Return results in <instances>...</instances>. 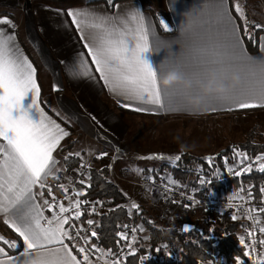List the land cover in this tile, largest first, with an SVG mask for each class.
Returning a JSON list of instances; mask_svg holds the SVG:
<instances>
[{"label": "snow or ice", "instance_id": "snow-or-ice-1", "mask_svg": "<svg viewBox=\"0 0 264 264\" xmlns=\"http://www.w3.org/2000/svg\"><path fill=\"white\" fill-rule=\"evenodd\" d=\"M105 2L115 11H55L57 15L70 17V24L67 20L65 23L74 26L87 57L91 59L89 65L85 52L78 53L76 74L92 79L91 66L94 65L95 72L109 92L121 98L118 102L122 107L140 113L159 114L161 111L176 110L173 106L180 103L192 110L187 99L203 96L201 86L208 83L210 74H214L217 81L222 79L226 85L236 74L240 80L237 86L224 94L211 93L204 97L207 110L215 111L218 106L229 111L264 108V35H261L264 24L248 19L241 0H205L203 6L180 26L179 39L184 51L170 63L162 62L159 74L162 76L166 70L176 69L191 82L190 89L182 85L160 86L157 71L144 55L152 51L150 39L153 25L142 11H122L116 0ZM159 22L163 30H172L163 19ZM0 25H7L13 30L16 28L8 17L0 18ZM247 44H255L258 54H250ZM53 90L60 89L54 84ZM41 91L37 68L22 51L15 32L0 27V217L16 237L8 239L0 234V264H126L127 256L137 253L135 245L140 239L137 232L145 231L143 224L133 225L131 235L127 224L122 226L123 231L116 232L117 244L123 242L128 249L125 254L124 248H120L117 255L111 248L105 249L91 242L93 238L99 240L97 231L91 227L95 223L93 219L81 221L85 210L89 217L93 213L99 215L98 207L105 204L102 200L90 201L86 198L92 187V165L82 153H87L89 157L94 155L97 160L108 157L109 153H97L94 148L68 151L62 142L71 134L45 111ZM98 139L110 144L106 136ZM231 151V161L227 155L223 156V167L229 174L241 177L252 173L254 165L256 171L264 174V153L250 157L246 151L235 146ZM123 155L122 150L114 146L107 169L111 171ZM181 158L180 154L173 157L163 153L132 157L133 160L144 161H179ZM216 158L213 155L204 157L206 164L215 168L214 175L220 173V168L215 167ZM70 167L81 177L75 182L71 175H65ZM124 170L135 172L142 180L153 183L157 179L154 173L159 172L158 168H148L147 175H144L145 169L136 165H129ZM97 172L103 175V169H97ZM103 178L112 183L108 177ZM159 179L161 187L168 193V196L160 194L165 199L170 198L173 187H187L167 173ZM199 183H206L203 176ZM145 188L150 190L147 185ZM239 193L236 198L241 202L255 199L252 185L248 186L244 195L241 184ZM259 193L264 205V186L259 188ZM180 194L185 195L183 192ZM123 195L128 194L124 192ZM82 196L85 199H81ZM187 199L197 203L193 195H188ZM122 207L126 206L116 204L108 211ZM132 210L137 215L141 212L140 205L135 201L128 207L129 217L133 216ZM244 213V218L251 221L252 227L245 225L246 235L239 236L242 255L235 257V264H264V222L260 216L264 214V206L246 207ZM239 218L235 212L231 214L233 221ZM192 230V226L187 224L182 228L185 233ZM143 239L148 240L149 237L144 236ZM113 256L116 258L112 259Z\"/></svg>", "mask_w": 264, "mask_h": 264}, {"label": "crops", "instance_id": "crops-1", "mask_svg": "<svg viewBox=\"0 0 264 264\" xmlns=\"http://www.w3.org/2000/svg\"><path fill=\"white\" fill-rule=\"evenodd\" d=\"M116 2L121 5L122 11L140 9L153 25L150 39L152 51L144 55L159 73L162 62L170 63L174 57L181 56L184 46L179 39V28L190 15H194L203 6L205 0H116ZM260 2L262 5L260 20H263L264 24V0ZM153 5L157 8L155 9ZM56 9L65 13L67 9H88L99 13L115 11L106 4L105 0H0V18L8 17L16 28L13 30L7 25L0 27L15 32L22 51L37 68L38 83L42 90V106L48 115L71 134L62 143L66 146L69 141L75 140L73 149L94 148L97 153L107 151L110 159L114 154V146L122 150L124 155L117 159L110 171V179L118 187L120 181H127L129 177L137 178L138 174L135 172L124 170L127 166L136 165L144 168L146 175L149 165L154 168L158 164L159 161L132 159L139 154L136 147L140 137L143 138L149 129L153 128L150 124H158L159 129L164 131L163 134L165 128L174 126L176 132H180L181 129L184 132L183 137L188 135L185 137L188 141V138L193 136L192 132L199 127L217 128L213 123L218 122L223 116L247 115L264 110V108H255L229 111L218 106L215 111L194 112L184 108L180 103L173 106L176 110L161 111L159 114L140 113L124 108L118 102L121 98L110 93L100 80L94 65L91 66L94 78L89 79L76 74L78 53L85 52L89 65L91 59L87 57L86 49L82 47L83 42L74 26H67L65 23L67 20L70 24V17L57 15ZM161 19L169 25L171 31L163 30L159 22ZM247 47L250 54H258L259 50L255 44H247ZM54 84L60 89L59 91L53 90ZM57 112L59 115H56ZM143 123L149 124L150 127L142 130ZM103 136L107 137L110 144L98 139ZM189 154L202 158L209 155L196 154L192 151ZM82 155L86 160H90L91 165L99 167L94 155L91 157L87 153ZM72 173L68 175L72 176ZM138 181L142 186L140 175ZM76 187L79 188L80 185L77 184ZM81 199L84 197L82 196ZM148 204H151L150 200ZM0 225L12 233L3 224L2 217H0ZM10 254L16 253L10 252Z\"/></svg>", "mask_w": 264, "mask_h": 264}, {"label": "trees", "instance_id": "trees-1", "mask_svg": "<svg viewBox=\"0 0 264 264\" xmlns=\"http://www.w3.org/2000/svg\"><path fill=\"white\" fill-rule=\"evenodd\" d=\"M74 144L75 140L69 141L66 145V149H73ZM238 147L241 150L246 151L250 157L264 153V143L254 144L252 140H247L238 145ZM226 149L227 150L222 152V154L216 156V166L223 167L224 155L230 157L231 148ZM181 157V160L177 161L174 165H163L162 168L159 169V172L163 169H167L180 181L196 187L198 186L196 184L197 178L193 177V172L189 171L188 165L191 162H198L207 171L213 169L212 166L206 164V161L202 157H191L189 154H183ZM97 162L99 163V168L92 165V187L88 190L86 198H96L105 201V209L115 208L116 204L126 206L128 201L127 197L123 195V192L117 184L110 179V171L106 167V165L111 162V159L105 157L97 160ZM75 166L77 165H72V167ZM97 169H103L102 176L97 172ZM71 172L70 167L69 172L65 175H68ZM105 176L108 177L112 183L105 181L103 178ZM244 181L252 185L255 198L260 199L261 195L259 193V188L264 186V174H261L254 169L252 173L244 177ZM50 183L55 182L50 181ZM230 184L236 185L237 180L233 179L229 181L228 185ZM211 187L219 189L223 188V185L213 184ZM206 191L207 189H200L198 196L205 197ZM172 207L179 213L184 212L183 205L180 203H173ZM108 209L104 214L94 217V228L99 235V240H96V243L105 249L111 248L112 250H116L121 245V242H119V245L117 244L118 237H116L115 234L117 231H123L122 226L130 217L127 215V206L115 209L112 212H109ZM213 213L214 211L212 210L203 211L204 216H210L203 219L204 221L200 226L194 223V230L190 231L188 234L182 231L183 225L185 224L183 222L178 221L179 223L176 226L167 228L160 225L158 222L152 221L151 218L143 217L141 221L151 234L149 248L147 250H143V248L139 249L136 255L127 259V264H143L144 260L145 264H176L177 262L184 264H205L211 259V253L215 248L218 250V254L221 257H224L230 262L233 261L236 256L241 254L237 224L232 221L228 215L212 218L211 214ZM136 216L137 218L141 217V215ZM137 218H133L132 222H137ZM149 221H152L153 223H149ZM161 242H168L173 246L177 245V248L179 249L178 258L172 259L169 262L160 261V254L156 250V246ZM145 253L148 255L146 256ZM143 255H145L147 259L143 258Z\"/></svg>", "mask_w": 264, "mask_h": 264}, {"label": "rangeland", "instance_id": "rangeland-1", "mask_svg": "<svg viewBox=\"0 0 264 264\" xmlns=\"http://www.w3.org/2000/svg\"><path fill=\"white\" fill-rule=\"evenodd\" d=\"M241 3L244 5L246 14L250 21H255L257 23L263 24V20H260V16L262 13V10H261L262 5H261L260 0H241ZM153 6L155 7V9L157 8L155 5ZM213 124H214V127L215 126L217 127V128H214L216 130L210 129L208 127H199L194 132H192L193 136L188 138V141H187V138H185L188 135L183 137L182 134L184 132H182L181 129H180V132H176L174 126L171 128H165V134H163L164 131L159 129L158 124L156 123L150 124V126L152 125L153 128L152 129L150 128L147 135H145L143 138L140 137V140L138 142L139 144H137L138 146L136 148L138 149L139 155H147L149 153H163L165 154V156L174 157L175 154H180V155L187 154L188 155L189 152L192 151L193 153H196V154H201V155L209 154V155H213L216 157L217 155H220L222 154V152L227 150L226 148L232 149L233 146L238 147V145L246 142L247 140H252L254 144L264 143V110L254 111L247 115L223 116V118L219 119L218 122H214ZM150 126L147 123H143L142 130L147 129ZM178 134L179 136H177ZM189 156L195 157V156H192L191 154H189ZM229 158H230L229 159L230 161L233 159L232 151H231V155ZM153 161H158V160H152L151 162ZM176 162L177 161H175L174 159L165 160L162 162L159 161L158 164L155 163L157 165H155L154 168L160 169L162 168L163 165H174ZM164 163H167V164H164ZM150 166L151 165H149V168H151ZM197 166H202V165L198 162H191L188 165V169H192L193 171L196 169ZM215 167H216V163H215ZM165 173L171 175V177L174 180H177L181 183H185V182L180 181L178 178H176L167 169H163L161 170V172L154 173V175L163 176L165 175ZM136 177L137 178L129 177L127 181L119 182L120 190L123 193L126 192L128 194L126 196L128 200L126 203L127 208L130 207V203L132 201H135L136 203L140 205L141 212L139 216L141 215V217L137 218L136 211L132 210L133 216L130 217L129 220H127V221H130L132 225L143 224L141 219L145 217V218H151L152 221L158 222L160 225H163L167 228L176 226L179 223L178 221L183 222V223L191 222V225H194V223H196L198 226H200V224L204 221L203 219L208 218V216H210V215L204 216L203 211H207V210L213 211V209H210V208L197 209V210H193L189 214L183 215L184 212L179 213L176 209H172L173 210L172 217H174V220L172 221V223H168L167 221L163 220V218L161 217V211L164 205V198L156 195L153 191L146 190L143 183L141 186V184L138 181L139 175H137ZM193 177L197 178L196 184L198 186L196 187L192 186L193 188L196 189L197 194L199 193L200 189H207L206 191V194H207L210 191V188L214 189L215 192L217 191L216 193H221V192L222 193H228V192L238 193L241 184L243 185L244 188H247V189H248V186L250 185L244 181V177H243L241 181L237 180L236 185L235 184L223 185V188L216 189L213 187H208L206 186V184L200 185L199 183L200 178L196 175L195 172H193ZM146 192L151 193L152 195ZM252 192L254 194L253 188H252ZM90 199L95 200L96 198H90ZM149 200L151 204H148ZM107 209L108 208H106L105 212L107 211ZM223 215H227V214H221L219 212L214 211V213L211 214V217L215 218L217 216L221 217ZM133 218H137V222L135 223L132 222ZM144 228H145L144 232L142 233L138 232L137 234V236L140 238L137 244L135 245V247L137 248V253H138V250L141 248H143V250H147L149 248L151 234L149 230L146 228V226H144ZM237 230H238V226H237ZM0 234L4 235L8 239L16 238L14 234L10 233L8 230H6L1 225H0ZM238 235H239V232H238ZM144 236H148L149 239L144 240L143 239ZM122 245L123 243L121 242L120 246ZM163 245H166L169 248L173 249L172 250L173 259L178 258L179 249L177 248V245L173 246L169 244L168 242H161V243H158V245L156 246V250L160 248V246H163ZM157 251L159 252V250ZM159 254H160V261H161V251L159 252ZM145 255L147 256L148 254L145 253ZM145 255H143V258L146 257ZM223 258L224 257H221L218 254V250L215 248L211 253V259L207 261L206 263H210L214 259H223ZM176 264H184V263L177 262Z\"/></svg>", "mask_w": 264, "mask_h": 264}, {"label": "built area", "instance_id": "built-area-1", "mask_svg": "<svg viewBox=\"0 0 264 264\" xmlns=\"http://www.w3.org/2000/svg\"><path fill=\"white\" fill-rule=\"evenodd\" d=\"M216 167L220 168V173L218 175H214V171H215L214 167L212 170L207 171L203 166H197L195 170L192 171V169H189V171L195 172L199 178L201 176H203L206 180L205 184L208 187H211L213 184L228 185V182L233 180V179L241 181L243 177L250 174V173H248V174H245L241 177H236L233 174H229L226 168L219 167V166H216ZM254 169H255V165H254ZM72 177H73L74 182L77 179L81 178V177H78L75 173H73ZM207 181H211V182L208 183ZM142 183H143L144 187H145V185H147L148 189H150V191H153L156 195L162 197L160 194L164 193V196H168V193L165 192V189L163 187H161V181L159 179V176H157L155 183H153L151 181H147V180H142ZM164 183L167 184V180H165ZM181 185H186L187 187H183V186L179 187V188L173 187V190L170 194V198L169 199L164 198V205L162 207L163 209L161 211V217L163 218V220L167 221L168 223H172V221L174 220V217H172V215H173L172 209H174L172 207V204L173 203H180L183 205V208H184L183 215L189 214L193 210L207 209V208L213 209V211L219 212L221 214H227L230 217H231V214L233 212H235L238 215V217H240L238 220H236V223L238 226L239 236L240 235H246L244 226L246 225L248 227H252V223H251V221L244 218L245 217L244 209L246 207H250V206H255V207L264 206L261 204V197H260V199L255 198L252 201L241 202L239 199L236 198L238 195H240L239 192L238 193H232V192L216 193L217 191L215 192V190L212 188H210V191L206 194L205 197H200V196H198L197 191L193 192V189H195V188H193L192 186H190L186 183H181ZM247 191H248V189L244 188L243 194L246 195ZM182 192L185 195H181L180 193H182ZM188 195H193L194 199L197 201V203H193L192 201L188 200L187 199ZM88 200L91 201V199H88ZM95 200H100V199H95ZM173 201H175V202H173ZM185 205H188V207H185ZM105 210L106 209L104 206L98 207V212L100 213L99 215L103 214L105 212ZM99 215H97L96 213H93L89 217L87 211L85 210V215L81 218V221L86 222V219H88V218H91L94 220V217L99 216ZM260 216H261V221L264 222V214H260ZM125 224H127L129 226V235H131L130 229L133 226L132 223H130V221H126ZM85 227L88 228L89 226H87L85 223ZM91 227L94 228V225H92ZM89 234H90V232H89ZM137 234H138V232H137ZM257 237L258 238L260 237V233L258 232V228H257ZM246 239H247V237H246ZM96 240H97L96 238H93L91 242L96 243ZM239 246L241 248V254L240 255H242V247H241L240 243H239ZM257 247L259 250V245ZM120 248H124L125 254L128 252V249L125 248L124 244H123L122 246H120L116 250H114V251L112 250L113 253H116L117 255H119L120 254V251H119ZM158 249H159V252L161 251V261L167 262V261H171L173 259V253H172L173 249L172 248H169L168 246L163 245V246H160V248H158ZM130 256H132V255H128L127 258ZM115 258H116V256L112 257V259H115ZM126 264H127V261H126ZM143 264H145V260L143 261ZM206 264H235V259L231 262L225 258L214 259L212 262L206 263Z\"/></svg>", "mask_w": 264, "mask_h": 264}, {"label": "clouds", "instance_id": "clouds-1", "mask_svg": "<svg viewBox=\"0 0 264 264\" xmlns=\"http://www.w3.org/2000/svg\"><path fill=\"white\" fill-rule=\"evenodd\" d=\"M210 79L208 83L201 86L203 96H190L187 99V104L191 106L194 112L207 111V105L205 104L204 97L211 94H224L229 91L231 88L237 86L240 82L239 77L236 74L231 76L230 83L227 85L221 79L220 81L216 80L214 74H210ZM158 82L162 88H169L173 85H182L185 89L191 88V82L185 79L178 70L168 69L161 76L158 73Z\"/></svg>", "mask_w": 264, "mask_h": 264}, {"label": "water", "instance_id": "water-1", "mask_svg": "<svg viewBox=\"0 0 264 264\" xmlns=\"http://www.w3.org/2000/svg\"><path fill=\"white\" fill-rule=\"evenodd\" d=\"M184 225H186V224H184ZM184 225H183V226H184ZM187 225H191V224H187ZM191 226H192V228L194 229V225H191ZM188 233H190V232H188ZM188 233H187V234H188Z\"/></svg>", "mask_w": 264, "mask_h": 264}]
</instances>
